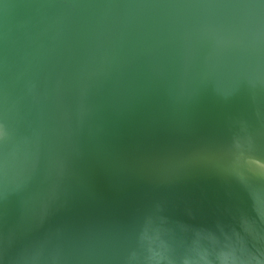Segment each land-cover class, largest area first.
Returning <instances> with one entry per match:
<instances>
[{
  "label": "water",
  "instance_id": "water-1",
  "mask_svg": "<svg viewBox=\"0 0 264 264\" xmlns=\"http://www.w3.org/2000/svg\"><path fill=\"white\" fill-rule=\"evenodd\" d=\"M241 217L264 224V0H0V264H174L181 225Z\"/></svg>",
  "mask_w": 264,
  "mask_h": 264
},
{
  "label": "clouds",
  "instance_id": "clouds-1",
  "mask_svg": "<svg viewBox=\"0 0 264 264\" xmlns=\"http://www.w3.org/2000/svg\"><path fill=\"white\" fill-rule=\"evenodd\" d=\"M157 211L162 212V207L157 206ZM181 226L190 238L181 251L169 257L174 264H264V224L241 217L230 232L221 224L216 231ZM225 236L238 242L232 251L221 246Z\"/></svg>",
  "mask_w": 264,
  "mask_h": 264
}]
</instances>
